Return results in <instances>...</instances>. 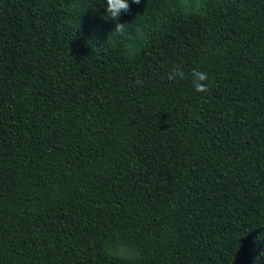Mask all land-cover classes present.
<instances>
[{
  "label": "trees",
  "instance_id": "trees-1",
  "mask_svg": "<svg viewBox=\"0 0 264 264\" xmlns=\"http://www.w3.org/2000/svg\"><path fill=\"white\" fill-rule=\"evenodd\" d=\"M128 2L0 0V264H264V0Z\"/></svg>",
  "mask_w": 264,
  "mask_h": 264
},
{
  "label": "clouds",
  "instance_id": "clouds-1",
  "mask_svg": "<svg viewBox=\"0 0 264 264\" xmlns=\"http://www.w3.org/2000/svg\"><path fill=\"white\" fill-rule=\"evenodd\" d=\"M133 4L139 5L141 0H131ZM106 16L111 18L113 21H119L122 13L130 12V4L128 0H106L105 7ZM124 29V25L120 23L115 24V29L113 32H120ZM177 77L183 79L184 73L179 69L174 67L168 73V80L173 81ZM193 77V87L197 93H206L209 91V87L207 85L208 75L204 71L195 70L192 73Z\"/></svg>",
  "mask_w": 264,
  "mask_h": 264
}]
</instances>
